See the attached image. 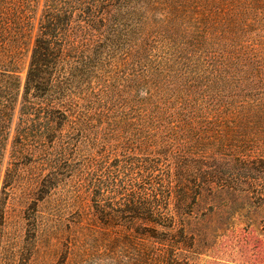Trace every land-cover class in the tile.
Here are the masks:
<instances>
[{
  "label": "trees",
  "instance_id": "obj_1",
  "mask_svg": "<svg viewBox=\"0 0 264 264\" xmlns=\"http://www.w3.org/2000/svg\"><path fill=\"white\" fill-rule=\"evenodd\" d=\"M137 12L193 27L264 24V0H0V264H30L28 247L15 245L8 230L9 207L18 199L29 204L23 206L24 224L36 237L45 217L40 204L70 188L78 205L88 202L97 225L116 235L112 242L120 249L107 264L120 263L122 240L137 246L133 251L141 264H192L185 253H195L196 239L187 233L185 219L204 192L255 190L264 196L258 184L264 181V157L239 154L230 164L153 141L155 135H221L215 124L243 108L229 104L206 118L188 109L191 98L173 107L164 98L136 94L144 100L138 119L111 120L122 112L114 91L104 88L110 83L108 63L118 69L124 34L117 21ZM247 104L253 103L241 106ZM229 126L246 132L232 121ZM95 135L117 136L118 144L112 139L97 153V143L106 139ZM140 135L148 136L147 143L137 145ZM129 143L134 147H126ZM34 145L36 150L26 151ZM28 157L35 160L24 164ZM78 182L82 191L74 190ZM142 241L150 245L146 258Z\"/></svg>",
  "mask_w": 264,
  "mask_h": 264
},
{
  "label": "rangeland",
  "instance_id": "obj_2",
  "mask_svg": "<svg viewBox=\"0 0 264 264\" xmlns=\"http://www.w3.org/2000/svg\"><path fill=\"white\" fill-rule=\"evenodd\" d=\"M117 25L124 34L114 66L119 70L112 67L114 63H108L107 81L110 83L104 88L114 91L122 112L113 115L111 120L138 119L141 111L138 103L141 105L144 100L136 99V94L139 98L153 95V101L164 98L172 104L182 98H191L188 109L203 112L206 118L230 104L232 109L243 108L244 113L226 117L225 122L218 121L215 134L221 135H155V145L163 147L164 140L182 147L188 154L195 152L205 159L218 158L230 164L238 160L239 154L264 157V24L193 27L168 23L154 15L149 18L145 13L137 12L121 16ZM27 56L25 54L20 64L22 77L26 73ZM212 98L219 101L214 103ZM244 101L253 104L241 106ZM176 104L172 106L176 107ZM126 107L134 110L127 113ZM227 110L225 114L228 115L231 110ZM231 121L246 127V132L238 134L240 132L229 126ZM108 123L101 128H108ZM120 136L128 139L130 135ZM95 137L106 139L97 143L100 146L95 148L97 153L101 152L103 143H111L112 139L111 144H118L114 135ZM142 137L140 135L137 145L147 143L148 136ZM136 138L138 136L134 135L131 142ZM31 147H26V151L36 150V145ZM39 147L37 145V149ZM126 147L134 146L129 143ZM33 160L28 157L24 164ZM258 184H262L260 189L264 192V181ZM73 187L75 191H82L79 182ZM254 192L249 190L243 195L226 190L214 195L203 193L192 216L187 215L185 219L187 233L196 239L195 253H185L192 264H264V196ZM74 199L69 188L62 197L57 195L40 204L45 217L36 237L24 224L23 206L29 204L22 199L11 202L8 229L11 241L18 247H28L30 264H107L111 252L120 249L112 242L116 235H108L97 225L88 202L78 205L79 201ZM119 237L121 241L124 235ZM122 241L125 245L119 264H141L133 251L137 246ZM142 242L146 245L142 247L146 258L150 245L147 241Z\"/></svg>",
  "mask_w": 264,
  "mask_h": 264
}]
</instances>
